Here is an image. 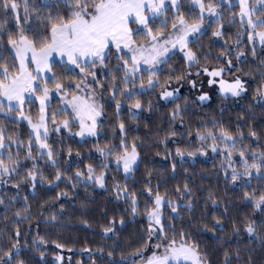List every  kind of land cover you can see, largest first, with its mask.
Instances as JSON below:
<instances>
[{"label": "snow or ice", "instance_id": "6c2138e0", "mask_svg": "<svg viewBox=\"0 0 264 264\" xmlns=\"http://www.w3.org/2000/svg\"><path fill=\"white\" fill-rule=\"evenodd\" d=\"M232 26H237L234 37L225 31ZM209 29L213 38L229 37L215 55L211 48L202 50L201 40ZM245 42L253 57L257 46L264 49V0H188L187 4L185 0H0V264H30L29 252L38 253L46 264L42 249L49 244L65 249V244L46 238L47 229L66 227L61 219L65 204L51 209L59 201L75 203L69 198L78 196L80 188L85 192L110 188L114 202L126 206L131 222L141 216L146 221L141 229L143 243L127 256L121 253V259H113L111 264H233L241 259L239 248L221 247L222 260H213L196 238L211 232L218 244H230L228 238L216 235L218 230H226L225 219L232 222L233 236L243 230L264 249V219L246 216L237 223L230 216L208 211L209 203L213 209L220 208L212 191L201 210L190 176L163 191L169 178L153 184L152 170H147L141 189L128 183L135 181L144 147V141L132 135L139 125H131L145 110L153 112L157 107L151 99H144L155 92L163 106L174 105L167 128L155 134L165 152L171 155L168 144H177L174 153L181 165L186 157L194 162L197 157L220 156L219 165L214 166L217 180L222 178L233 190L241 189V201L254 214H264V132L249 123L255 118L254 106L264 110V82L255 91V104L238 116L234 129L215 118L194 129L187 126L188 99L180 87H173L174 82L182 87L187 81L195 89L199 83L201 94L196 99L203 103L211 99L203 91V81L198 80L204 75L209 87L219 86L223 98H241L248 91L245 80L240 75L226 80L224 75L233 68L240 71L232 57L246 58ZM176 56L185 64L179 71V65L174 68L171 63ZM260 67L264 69V61ZM165 71L169 74L162 77ZM258 74L264 76V71ZM193 76L197 79H189ZM106 105H114V120L107 128ZM177 122L183 131L177 130ZM21 124L27 126L26 137L10 130ZM102 136L107 137L103 143ZM178 137H187V146L172 139ZM89 140L94 143L85 165L80 148H74L72 142L83 147ZM171 168L170 179L175 180L174 157ZM48 169L50 174H46ZM118 174L123 181L117 179ZM253 180L258 182L256 187ZM61 184L66 187L56 192ZM41 190L55 195L34 208L30 197L36 200ZM230 206L225 205L222 212L227 214ZM185 216L190 227L197 222L202 229L184 231L181 224L178 231L176 221ZM88 223L82 220V224ZM125 225L123 215L112 216L102 234L112 238L118 235L117 226L123 229ZM114 252L115 247L108 256L113 257ZM63 261L64 256L56 253L55 264ZM245 264H256L251 250Z\"/></svg>", "mask_w": 264, "mask_h": 264}, {"label": "trees", "instance_id": "16d2710c", "mask_svg": "<svg viewBox=\"0 0 264 264\" xmlns=\"http://www.w3.org/2000/svg\"><path fill=\"white\" fill-rule=\"evenodd\" d=\"M185 3L187 4L188 0H185ZM184 10H188V8L185 7ZM236 30L237 26L226 27L225 29L226 33L233 37ZM227 38L229 37L213 38L211 37V29H209L208 34L201 40V44L203 45L202 50L207 51L211 48L214 55L218 54L221 48L224 47L223 39ZM213 41L216 42L213 43ZM229 43L231 44V40H229ZM194 47H199V45ZM243 47L246 52L245 59L237 60L235 56L232 57L233 63L240 69V71H237L236 68H233L232 71H236L235 74L240 75L241 78L245 80L248 89L247 93L241 98H236L231 101H219L215 99L213 102L203 104L195 100L193 96L194 89L190 88L187 81L182 82V87L175 84V82L173 83V87H180L181 94L188 99V110L184 114L185 124L187 126L194 129L201 123L211 121L215 118L226 126H231L234 129L238 122V116L241 113L246 114L249 111V105L255 104V101L257 100L255 91L257 87L264 82V76L258 74L259 72L264 71V69L260 67L261 62L264 61V49L257 46V55L256 57H253L250 49L247 47V42H245ZM171 63L174 68L179 65V68H177L178 71L185 67L184 62L179 56L174 57ZM215 63L216 61L213 60V64ZM192 71L195 72V69H192ZM168 74V71H165L162 73V77H167ZM191 78L197 79L194 76L189 77V79ZM207 79L208 78L204 75L198 78L199 81L203 80L204 83H207ZM158 90L159 89H157V91ZM144 99H151L157 107L153 112L145 110L142 114V118L133 122L131 125L132 127H136L137 124L139 125L138 130L133 132L132 135L140 137L144 141V147L141 150L143 160L140 163L139 171L135 174V181L129 180L128 183L130 185L135 184L137 190L141 189L143 187V181L147 178V170H152L153 184L164 177L169 178L167 183L161 188L163 191L164 187L171 190L176 182H182L186 176H190L191 179L189 183L190 186L193 187V190L197 192V196L200 199L199 208L201 210H205L204 201L207 198L208 192L212 191L219 198L220 208L213 209L209 203L208 211L215 212L217 215L230 216L232 217V220L237 223L243 221L246 216L257 220L264 219V214L258 211L254 214L252 207L245 205L241 201V189L237 188L233 190L231 184L225 185L222 178L217 180L214 175V166L219 165L221 160L220 156H216L213 159L210 154L209 157H197L194 162L191 161V158L186 157L185 162L181 165L179 157H175L174 153L177 144H168V148L172 150L171 155L165 152L163 145L158 142L155 134L160 128H167L168 114L172 111L174 105L168 104L163 106L155 92L151 96L144 97ZM53 103L55 104V102ZM181 103H183V101H181ZM106 107L108 119L105 120V126L107 128V126L114 120V105L111 107L106 105ZM251 111L255 113V118L249 119V123L252 124L257 131L264 132V110L260 107L254 106ZM123 116L127 118V108L124 109ZM208 126L211 127V124L209 123ZM241 127H244V125H241ZM10 130H18L22 132L25 137L28 132L26 124H21L18 129L13 127ZM177 130L183 131V129L179 127V122H177ZM245 131H247L246 128ZM110 135L111 132L108 130L107 136L110 137ZM106 138L107 137L102 136L100 142L103 143ZM76 139L78 140L79 138L77 137ZM172 139H176L177 141L182 140L183 143L179 145L181 147L187 146L188 144L187 137ZM56 143L59 144V141H56ZM72 143L74 148H80L84 157V164L86 165L89 163L90 161L88 160L87 153L92 147L94 141L89 140V142L83 147L74 142ZM173 157L177 162L175 180L170 179L172 175L171 165ZM66 158L67 157L65 156V159ZM184 169H187L188 171L185 172ZM73 170H75V166H73ZM50 172V169L46 170V174H50ZM117 179L123 181L122 174H118ZM137 181H139V183H137ZM192 181H195V183H192ZM108 184L109 186L112 184L111 179H109ZM257 184L258 182L256 180L252 181L253 187H256ZM65 187L66 185L61 184L60 188L56 189V192H59ZM54 195L55 192H45L41 190L36 200H31L30 197V202L35 208L37 203L47 200ZM69 199L75 201V203L59 201L56 202V208L51 209L52 211H55L59 208V203L63 202L65 204V211L61 219L65 222L66 227L59 230H53L51 228L47 229L46 238L49 240H58L60 243L65 244L66 248L60 250L54 245L49 244L46 249H42L45 251L44 261L46 264H55L56 253H60L64 256L63 264H94V262L95 264H111L113 259L116 261L121 259V253L127 256L132 249L143 243L141 229L146 225V221L141 216L136 218L135 223L131 222V215L124 211L126 206L122 203L114 202V197L110 188L109 191H104L99 188H89L86 192L83 188H80L79 195H73ZM144 199L145 198L143 197L141 198V208H143ZM82 203L86 204V208L81 207ZM225 205H231L227 214L222 212ZM116 209H120V211H116ZM0 212H3L2 206H0ZM105 212H107V216H105ZM8 215L11 216V212H9ZM121 215L125 217V227L121 229L117 226V236H113L112 238L104 237L102 234L103 227L108 225V221L112 216L119 218ZM199 215L200 213L198 212L197 216ZM83 219L89 221L88 225L82 224ZM187 219V216H185L184 220L176 221V228L178 231L181 230V224H184V228L182 229L184 231L199 232L202 229L203 226L197 222H194L190 227L187 223ZM207 222L209 223V226H211V217H209ZM224 224L226 230L224 232H219L218 230L216 235L228 238L231 243L228 245H220L215 239V236L209 232L203 237H196L200 241L201 248L209 250L213 260H222L223 252L220 250L221 247L226 246L230 251H235L239 248L241 251V259L240 261L234 260L233 264H245L249 250H251L256 264H264V249H261L260 242L255 239H250L243 230L238 237H235L232 235V222L225 219ZM0 227H3L2 220H0ZM41 229H44V225H41ZM41 234H45V232L42 231ZM33 235H35V231L33 232ZM177 239H179V237H177ZM153 243H155V240ZM113 247H115L114 255L113 257H109L108 252L111 251ZM100 249H103V252H101ZM26 256L28 257L30 264H42L38 253L29 252ZM69 258L71 259L69 260Z\"/></svg>", "mask_w": 264, "mask_h": 264}, {"label": "flooded vegetation", "instance_id": "af4514ba", "mask_svg": "<svg viewBox=\"0 0 264 264\" xmlns=\"http://www.w3.org/2000/svg\"><path fill=\"white\" fill-rule=\"evenodd\" d=\"M225 74H228L227 72L225 73ZM202 76V75H201ZM232 77L230 76V77H226L225 75H224V79H226V80H230ZM203 81V80H202ZM205 86L207 87V89H205ZM218 85H213V86H211V87H209L208 86V84L207 83H204V81H203V91H207V92H209V95H210V97H211V99L210 100H208V101H205V102H203V104H207V103H210V102H213L215 99H217V100H219V101H221V100H227V101H231V100H234V99H236V98H232V97H228L227 99H225V98H223L220 94H219V92H218ZM201 94V85L198 83V85H197V88H195L194 89V92H193V96H194V98H195V100L196 101H198L197 99H196V97L198 96V95H200ZM199 102V101H198Z\"/></svg>", "mask_w": 264, "mask_h": 264}, {"label": "rangeland", "instance_id": "374dc122", "mask_svg": "<svg viewBox=\"0 0 264 264\" xmlns=\"http://www.w3.org/2000/svg\"><path fill=\"white\" fill-rule=\"evenodd\" d=\"M185 11H187V10H185ZM133 27H135V25H133ZM234 71H235V70H234ZM235 73H236V71H235V72L232 71L231 73L225 74V76H226V77H230V76L232 77V76L236 75ZM191 79H193V78H191ZM205 89H207L206 86H205ZM207 90H208V89H207ZM105 98H106V97H105ZM53 102H55V101H53ZM55 103H56V102H55ZM151 251H152V250H148L147 254L150 255V254H151Z\"/></svg>", "mask_w": 264, "mask_h": 264}]
</instances>
